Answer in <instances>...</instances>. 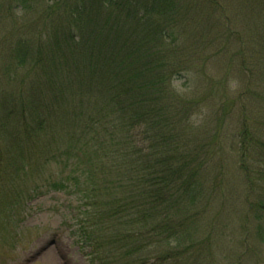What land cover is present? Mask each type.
<instances>
[{"label":"trees","instance_id":"16d2710c","mask_svg":"<svg viewBox=\"0 0 264 264\" xmlns=\"http://www.w3.org/2000/svg\"><path fill=\"white\" fill-rule=\"evenodd\" d=\"M31 1L20 0L19 18L39 17L37 6L44 17L22 20L27 33L0 19V72L19 78L15 99L0 102V118L14 117L0 134V185L7 190L0 208L15 217L20 203L45 190L74 195L84 210L70 227L88 264H168L185 255L191 245L180 247L186 221L176 209L201 199L199 173L221 139L217 126L210 134L193 118L211 90L198 97L173 88L189 68L181 61L188 51L181 31H172L187 0ZM260 28L254 53L263 68L254 77L264 81ZM242 125L239 150L246 157L257 151L264 163V135ZM249 166L240 168L251 179ZM114 172H123L117 183Z\"/></svg>","mask_w":264,"mask_h":264},{"label":"rangeland","instance_id":"374dc122","mask_svg":"<svg viewBox=\"0 0 264 264\" xmlns=\"http://www.w3.org/2000/svg\"><path fill=\"white\" fill-rule=\"evenodd\" d=\"M5 2H12L13 7L0 2V8L8 10L0 13V19L8 26L14 25L18 31L24 30L20 27L22 20L34 23V16L44 17L37 6L33 12L39 17L28 14L27 19L19 18L24 14L16 8L20 0ZM184 2L186 4V0ZM187 2L186 13L180 15L183 18L181 24L172 31H181L177 32L178 40L184 42L188 50L181 61L189 68L180 71L179 79L173 81V88L185 96L198 97L211 90L204 98V107L193 118L210 134L217 126L221 139L212 145V160L209 159L199 173L198 197L201 199L194 206H184L185 210L182 206L176 209V216L186 221L180 247L184 249L191 245V249L186 250L185 255L181 254L182 257L178 254L177 259H169L168 264L173 261L190 264L187 256L191 252L196 253L193 257L198 260L197 264H264V163L257 151L253 152V157L251 153L246 157L238 148L243 122L253 134L264 135V95H261L264 81L254 77V71L263 68L255 62L254 51L258 47L256 35L263 30L256 31V24L264 25V0ZM218 6L225 10L220 12ZM16 21L20 22L12 23ZM27 32L28 28L24 34ZM239 49H243L249 58L242 61L241 55L240 58L236 56ZM172 58L173 61L176 59ZM0 76L3 81L0 102L12 101L16 97L14 84L19 78L13 72L8 75L0 72ZM248 85L254 92L253 99L251 91L246 92ZM217 113L224 116L220 119L221 115ZM13 120V116L12 119L0 118L1 135L12 128ZM244 163L250 165L251 179L246 178L240 168ZM50 170L55 171L50 167L47 172ZM114 176L117 183L123 172H114L110 177L112 181ZM4 191L7 190L0 185V195ZM69 204L78 206L75 213L84 210L74 195L57 190H45L26 204L20 203L15 217L0 208V264H88L86 251L70 234V227L64 221L69 217Z\"/></svg>","mask_w":264,"mask_h":264}]
</instances>
